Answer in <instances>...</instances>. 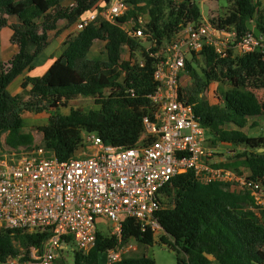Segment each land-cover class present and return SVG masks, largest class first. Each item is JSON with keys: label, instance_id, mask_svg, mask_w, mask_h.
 Returning <instances> with one entry per match:
<instances>
[{"label": "trees", "instance_id": "trees-1", "mask_svg": "<svg viewBox=\"0 0 264 264\" xmlns=\"http://www.w3.org/2000/svg\"><path fill=\"white\" fill-rule=\"evenodd\" d=\"M72 1V6L63 7L59 0H0V30L9 27L13 31L11 42L18 47L9 61L0 62V135L5 134L4 144L12 151L36 148L32 134L23 131V110L49 114L47 124L37 128L42 135L38 147L59 161L76 155L85 134H95L108 146L133 148L142 133L143 118H151L154 111L150 96L156 89V59L151 54L184 26L197 24L202 18L195 0H123L128 5L125 15L114 23L98 18L76 32L42 77L23 81L25 96L9 94V84L30 69L33 59L49 44L48 33L56 30L57 22L74 24L96 2ZM140 15L147 16L141 26L137 23ZM7 17H15L18 24H8ZM210 21L220 29H234L239 35L251 32L246 27L251 22L264 37V0H229L224 16ZM125 23H131L133 29L141 28L150 48L128 36L123 29ZM95 41L104 42L105 60L88 57ZM29 43L35 46L33 54L27 51ZM124 49L130 56L138 52L140 60H125ZM190 56L180 75V82L182 76L189 79L186 86L180 83V101L193 108L203 130L213 136V143L243 147L239 156L244 159L239 165L250 172L245 179L260 182L264 189V133L251 137L222 128L233 125L242 129L248 118L264 116V97L258 95L264 92L261 55H240L228 50L220 58L213 48L205 46ZM215 82L225 83L229 90L223 93L219 104L211 105L201 95ZM87 98L98 109L81 112L70 108L67 115L58 112L70 102ZM225 169L237 170L238 166L226 165ZM172 192V205L162 207V197H169ZM155 218L162 229L159 241L175 253L176 264H264V205H257L248 189L235 192L230 190L229 183L203 184L186 172L175 176L162 189ZM46 239L45 233L0 229V262L21 253L22 260H26L29 249H41ZM132 242L148 248L155 239L149 229L142 230L135 219L126 218L121 224L120 238L97 231L94 245L87 252L73 249L71 243L72 264H99L101 254ZM106 264L155 262L145 253L135 257L123 255L119 261Z\"/></svg>", "mask_w": 264, "mask_h": 264}, {"label": "built area", "instance_id": "built-area-1", "mask_svg": "<svg viewBox=\"0 0 264 264\" xmlns=\"http://www.w3.org/2000/svg\"><path fill=\"white\" fill-rule=\"evenodd\" d=\"M127 10L123 0H110L101 9L81 16L74 29L79 32L98 18L114 23ZM137 23H146L144 16H138ZM132 27L125 29L128 36L145 41L142 29ZM205 46L213 48L220 58L231 50L240 55L258 52L264 61L261 35H239L234 29L218 28L210 20L186 25L151 54L156 59V89L150 96L154 111L151 118H143L142 133L133 148L108 146L95 134H85L83 146L66 161L39 147L21 151L17 159L14 154L11 159L0 158V229L47 235L41 249H29L26 260L21 253L0 264H65L63 253L71 243L82 252L93 247L98 221L110 223L112 235L120 238L122 222L133 218L158 239L162 229L155 214L161 191L175 176L186 172L203 184L229 183L235 192L248 189L255 203L264 205L260 182L240 179L206 162L204 130L193 108L179 99L186 56L201 52ZM135 250L132 243L110 250L105 253L106 263H115Z\"/></svg>", "mask_w": 264, "mask_h": 264}, {"label": "crops", "instance_id": "crops-1", "mask_svg": "<svg viewBox=\"0 0 264 264\" xmlns=\"http://www.w3.org/2000/svg\"><path fill=\"white\" fill-rule=\"evenodd\" d=\"M204 3L207 2L209 5L212 4V7H208L209 15L214 14L217 15V8L213 6V2L211 0H203ZM59 4L63 7H69L73 5L72 0H59ZM105 5L104 0H96V2L92 5L90 10L83 15L85 16L87 13L99 10ZM145 22L147 21V16L144 15ZM201 20H205L206 18L201 13ZM219 18V17H218ZM8 24L16 25L18 21L15 17H7ZM207 20V19H206ZM39 24V21H37ZM75 24V23H74ZM74 24L67 25L65 21L60 20L57 22L56 30L48 33L49 36V44L44 48L32 61L30 69H25L20 75H18L7 87V91L9 94L15 96H23L24 92L21 88V84L26 78H40L42 77L51 65L62 55L64 50L67 47V42L71 39L76 31L74 29ZM131 23H125L123 29H130ZM126 31V30H125ZM13 31L9 27L2 28L0 30V62L9 61L17 52L18 47L15 44H12L11 37ZM96 44H101V56L97 57L93 55V47ZM27 51L29 54H33L35 51V46L31 43L28 44ZM88 57L95 60H105L106 56L104 53V42L95 41L88 53ZM30 89V86L27 87V90ZM25 96V95H24ZM210 104V103H209ZM98 109V107H97ZM20 117L23 121V131L30 132L35 139V132L33 128L36 126L41 127L47 124L49 114L46 112L34 113L26 110L21 111ZM38 125V126H37ZM27 127V128H25ZM33 127V128H32ZM225 130H237L243 132L247 136L257 137L263 135L264 133V116L256 117V118H248L247 123L242 129H238L233 125H226L222 127ZM5 136V134H3ZM41 135V133H40ZM205 142L204 148L207 153L206 162L214 168H223L225 169L226 165H234V167L238 166L239 169H243L239 163L243 161L244 158L240 157V153L244 151L243 147L235 146L229 143L216 142L213 143V136L211 134H207L204 131ZM38 141H34L35 146H39L42 141V135L37 138ZM37 146V147H38ZM11 150V149H9ZM245 169V168H244ZM250 174L249 170L246 169L244 173V177H248ZM240 179H242L240 177Z\"/></svg>", "mask_w": 264, "mask_h": 264}, {"label": "rangeland", "instance_id": "rangeland-1", "mask_svg": "<svg viewBox=\"0 0 264 264\" xmlns=\"http://www.w3.org/2000/svg\"><path fill=\"white\" fill-rule=\"evenodd\" d=\"M213 2V6H215L217 8V15L214 14H210L209 15V10L208 7H212V4H208L207 2L204 3L203 0H195V2L199 5L200 11L203 14V16L207 19H216L218 17H223L226 11V8L228 7L229 4V0H211ZM205 19V20H206ZM143 47H145L146 49L150 48V44L147 43L144 40H140ZM102 47L101 44H96L93 47V55L97 56V57H102L101 56V51ZM234 54H236V52L234 51ZM123 58L129 59L131 58L133 61L138 62L140 60L139 58V53L136 52L135 54H133V56H130V53L127 49H124L123 53H122ZM187 60L191 59L190 55L186 56ZM198 62L200 63V58L197 56ZM194 69L199 72L198 68L194 65L193 66ZM181 86L183 87L184 85H188L189 84V79L188 77L182 76L181 77ZM229 90V87L222 82H215V83H211L209 85V87L206 89V91L203 93L202 99L206 100L207 102H209L211 105H216L220 103V98H222L223 93H225L226 91ZM108 94V93H106ZM258 95L261 97H264V92H258ZM27 100V97H25V101ZM70 108H74V109H78L81 112H87L89 110H94L97 109V106H95L94 101L90 98L87 99H79L77 101H73L70 102L68 107L66 108H59V113L62 115H67L69 113ZM38 126V125H37ZM27 128V127H25ZM33 128V127H32ZM34 130H37V127L35 126L33 128ZM35 133V139L34 141H38L37 138H39L41 135L38 131H34ZM253 137V136H251ZM4 139L5 136L4 135H0V151L2 152L3 156L8 157V159L12 158V155H15L14 159L18 158V155L21 153V151H12L9 150V148L7 146H5L4 144ZM38 146V145H37ZM36 146V147H37ZM40 146V145H39ZM84 154H88V152L84 153ZM229 171H231L232 173H234V175L236 177H241L242 179L245 178L244 177V173L246 171V169H237V170H233V169H227ZM235 183V182H234ZM231 185V184H230ZM261 199H264V197L262 196ZM163 200V204L162 207H167L172 205L173 202V192L169 197H162ZM96 229L98 232L102 233L105 236H110L112 235V227L110 223H107L105 221H98L96 223ZM133 246L136 247L135 251H131L129 252L126 256H130V257H135V256H141L143 254L146 253V255L151 258L155 264H176V257H175V253L165 244L160 243L159 238L155 239V243L148 247V248H144L141 246H136V244H134L132 242ZM66 251L67 253H63V257H64V262L65 264H72L73 263V253H72V249L69 247H66ZM99 264H106V254H101L99 256Z\"/></svg>", "mask_w": 264, "mask_h": 264}, {"label": "water", "instance_id": "water-1", "mask_svg": "<svg viewBox=\"0 0 264 264\" xmlns=\"http://www.w3.org/2000/svg\"><path fill=\"white\" fill-rule=\"evenodd\" d=\"M251 2H252V0H251ZM246 27L248 30H250L254 34V36H256V37L260 36L259 30L256 27H254L251 22H247ZM259 151H263V149H260Z\"/></svg>", "mask_w": 264, "mask_h": 264}]
</instances>
